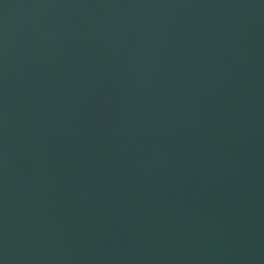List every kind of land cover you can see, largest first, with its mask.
<instances>
[{"label":"water","instance_id":"water-1","mask_svg":"<svg viewBox=\"0 0 264 264\" xmlns=\"http://www.w3.org/2000/svg\"><path fill=\"white\" fill-rule=\"evenodd\" d=\"M0 264H264V0H0Z\"/></svg>","mask_w":264,"mask_h":264}]
</instances>
